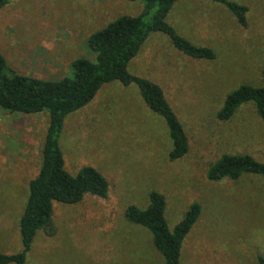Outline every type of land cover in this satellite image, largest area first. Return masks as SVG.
<instances>
[{
    "label": "rangeland",
    "instance_id": "1",
    "mask_svg": "<svg viewBox=\"0 0 264 264\" xmlns=\"http://www.w3.org/2000/svg\"><path fill=\"white\" fill-rule=\"evenodd\" d=\"M248 6L247 25L213 0H177L168 15L176 30L215 59H195L169 35L152 32L129 64L132 74L159 84L182 121L190 150L172 159L165 119L136 83H105L92 101L70 113L60 136L67 170L98 168L109 194L54 202L56 232L40 230L26 264H166L152 232L126 217L163 193L171 230L192 203L201 214L183 241L181 264H260L264 256V177L210 181L207 170L225 153L264 162V121L253 102L233 117L216 114L242 84L260 86L264 71V0ZM141 0H9L0 9V51L13 72L42 79L73 77V62L93 59L91 33L121 15H137ZM50 113L0 108V252L22 250L20 219L39 170ZM15 264V263H9Z\"/></svg>",
    "mask_w": 264,
    "mask_h": 264
},
{
    "label": "trees",
    "instance_id": "2",
    "mask_svg": "<svg viewBox=\"0 0 264 264\" xmlns=\"http://www.w3.org/2000/svg\"><path fill=\"white\" fill-rule=\"evenodd\" d=\"M141 1L144 5L139 14L121 15L90 34L88 45L95 57L75 59L73 77L42 79L13 72L0 51V108L28 114L46 110L50 113L41 164L37 175L30 181L29 197L20 219L22 250L13 254L0 252V264H26L37 233L44 230L49 235L55 234V201L77 203L87 193L108 196L110 185L103 173L95 166L86 165L73 175L66 168L60 145L66 117L92 101L105 83L114 80L126 85L136 83L146 103L168 125L172 142L170 157L179 159L189 152V136L164 89L156 82L132 74L128 67L152 32L157 31L169 35L174 46L191 58L215 59L216 52L211 47L195 44L168 22V15L177 0ZM213 1L224 4L242 26L247 25L248 6L234 0ZM8 2L0 0V9ZM247 102L255 104L264 121V71L262 85L242 84L230 92L216 116L220 121H227ZM246 173L264 177V162L248 153H225L209 166L207 178L215 182L224 178L238 179ZM149 196L147 207L130 205L126 209V217L152 232L154 245L166 264H181L183 241L197 222L201 205L192 203L184 218L171 230L165 215V195L154 190ZM258 261L264 264V256H259Z\"/></svg>",
    "mask_w": 264,
    "mask_h": 264
},
{
    "label": "crops",
    "instance_id": "3",
    "mask_svg": "<svg viewBox=\"0 0 264 264\" xmlns=\"http://www.w3.org/2000/svg\"><path fill=\"white\" fill-rule=\"evenodd\" d=\"M182 35V34H181ZM189 39V38H188Z\"/></svg>",
    "mask_w": 264,
    "mask_h": 264
}]
</instances>
